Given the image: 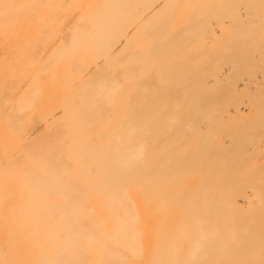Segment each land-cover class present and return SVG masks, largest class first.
<instances>
[{
    "label": "bare ground",
    "instance_id": "6f19581e",
    "mask_svg": "<svg viewBox=\"0 0 264 264\" xmlns=\"http://www.w3.org/2000/svg\"><path fill=\"white\" fill-rule=\"evenodd\" d=\"M0 264H264V0H0Z\"/></svg>",
    "mask_w": 264,
    "mask_h": 264
},
{
    "label": "rangeland",
    "instance_id": "374dc122",
    "mask_svg": "<svg viewBox=\"0 0 264 264\" xmlns=\"http://www.w3.org/2000/svg\"><path fill=\"white\" fill-rule=\"evenodd\" d=\"M226 69V68H225ZM230 109V108H229Z\"/></svg>",
    "mask_w": 264,
    "mask_h": 264
}]
</instances>
